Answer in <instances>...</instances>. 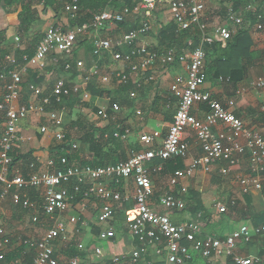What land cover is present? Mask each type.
I'll return each mask as SVG.
<instances>
[{
	"label": "built area",
	"instance_id": "built-area-1",
	"mask_svg": "<svg viewBox=\"0 0 264 264\" xmlns=\"http://www.w3.org/2000/svg\"><path fill=\"white\" fill-rule=\"evenodd\" d=\"M164 1L142 0L135 7L123 5L120 10H103L93 14L87 23L67 30L60 25L49 26L36 45L32 57L28 60L23 58L26 61L23 65L17 64L14 54L20 46L19 37L14 38L12 52L4 57L0 56V207L10 198L13 205L22 210H39V216L31 215L29 222L32 232H36L35 226H39L42 231L36 240L16 237L12 244V239L6 235L0 221V263L5 262L12 245H25L34 250L32 264H60L53 254L54 244L70 240L66 231L67 225L61 221V217L65 215L68 224L76 225L88 203L96 200L100 202L96 223L109 224L114 219L116 206L121 207L128 200L119 190L111 188L110 183L119 185L131 181L132 203L124 212L123 224L136 242V247L127 254L114 255L107 260V264H138L151 248L154 254L162 258L156 264H187L195 255L207 264H217L220 259H229L233 264H264L259 257L240 256L237 253L240 244H247L254 237L259 238L264 245V223L254 228L242 225L226 237L216 238L203 235L200 217L176 224L167 214L150 206L153 196L151 172L158 173L163 168L162 165H149L155 159L162 162L171 159L185 161L188 158L189 145L184 135L188 131L194 134L200 154L191 159L185 169L176 170L170 176V186L175 187L181 180L192 177L197 170L209 173L215 165L219 166L222 176H229L239 168L245 157L248 173L236 177L240 194L249 195L252 191H261L264 183V134L245 126L229 109L231 101L225 106L203 88L206 82L204 45L212 44L215 38L223 43L229 40L243 25V13L255 11L252 0H242L247 3L243 11H234L233 7H227L224 23L216 25L212 30L214 38L207 33L208 28L204 21L205 6L211 0H168V12L178 29L188 30L194 27L200 32L199 46L188 52H180L176 48L158 51L144 41L151 28L153 13ZM78 10L77 0L63 3L62 12L68 21L77 18ZM136 16L141 17L137 27L123 33L119 38H93L91 53L94 57L109 54L111 61L127 65L129 74L135 76L150 71L153 73L157 66H184L185 76H176L169 87L176 99V109L166 135L162 137L158 131L139 135L140 150L133 151L124 161L114 166L95 168L82 167L68 158L77 149V144L69 139V148L66 151L68 157L60 158L63 168L55 169V163L50 159L46 161L44 169H41L39 161L36 160L29 165L26 175L15 168L9 172L10 153L19 142L18 132L24 120L30 116H46L55 141L58 145L64 144L68 134L59 116L65 112L63 99L75 96L84 103L89 99L87 89L91 82L97 80L102 84L111 83V76L104 73L99 64L86 66L83 60L74 59L78 41L91 31L98 33L106 26L116 25ZM262 19V16H258V22L254 26L256 30H263ZM50 56L52 64L61 66L64 73L71 75L69 77L75 73L79 82L73 85L67 78L61 77L55 80L49 91L28 85L30 99L23 103L21 93L24 75L30 70L43 71ZM115 78L117 84L130 81L129 76H125L123 72H117ZM153 79L150 74L146 78L147 81ZM134 84L139 87V83ZM249 86L251 90L264 92V66L261 74ZM129 96L134 98L135 93L130 92ZM53 104L59 110L52 109ZM200 105H204L208 112L204 122L199 121L193 114V110ZM109 110L111 114L101 109L96 115L100 119L108 120L120 112V107L113 104ZM260 112L264 120V103ZM219 124L224 127L223 130L215 129ZM49 130L47 126L40 128L41 133ZM129 134L130 131L124 129L122 135L114 133L113 136L122 139ZM31 191L40 196V202L31 198ZM77 197H82L81 201L74 204ZM230 204L233 206L234 202ZM159 207L163 211H182L186 203L172 193L165 192L159 198ZM217 207L219 214L226 213L225 206L218 204ZM114 235L115 230L110 227L101 231L98 238L108 240ZM182 241L189 243V246L183 245ZM78 248L81 246L78 245ZM93 253L97 258L102 257L101 250L97 248L93 249ZM79 262L76 257L68 260L66 264ZM7 264L21 262L16 260Z\"/></svg>",
	"mask_w": 264,
	"mask_h": 264
},
{
	"label": "crops",
	"instance_id": "crops-1",
	"mask_svg": "<svg viewBox=\"0 0 264 264\" xmlns=\"http://www.w3.org/2000/svg\"><path fill=\"white\" fill-rule=\"evenodd\" d=\"M123 1V3L129 5V7H135L137 4L142 2V0ZM233 2V0H211L206 3L204 21L207 24V33L212 38H214V35L212 34L213 28L216 25L223 24L225 21L226 8L231 6L235 9ZM252 2L254 10L257 8L264 10V0H252ZM166 4H168V0H165L164 3L159 5L154 11L150 31L144 39V41L151 48L160 51L168 45V41L166 42V39L161 37V32L166 25L173 22ZM245 6L246 4L241 3V5L235 10L243 11ZM31 7L36 12L37 20L31 26V32L28 34H37L36 36H39L37 44L41 39L40 37L43 36L46 28L49 26L60 25L64 26L65 30L69 29V21L67 20L66 15L63 14L62 7L59 9L55 7L56 11L51 8L44 9L41 2H36ZM20 9V7H15L11 8L8 12H1L0 10V30L6 31V38L8 40L6 48L8 52L13 49L15 37H19L20 42H23V39L17 33V26L19 24L18 13L20 12ZM111 9L113 8L109 7L105 10ZM140 18L141 17L138 16L129 18L126 20V23L130 27L137 26ZM254 26L255 25L249 28V36L252 41L251 51L254 53L255 58L248 67L247 77L242 82L237 84L235 90L230 88L227 79H220L219 82H216L215 80L213 81V84L210 80H208L205 82L203 88L210 91L212 95L225 106H228L229 101H231L232 105L229 109L243 121L245 126L250 128L252 131L264 134V120L262 113L260 112V107L264 103V92L251 90L249 86L250 82L261 74L264 66V57L262 56L264 53V28L263 30H256ZM39 32L40 34H38ZM123 33H125V29L123 27H117L116 25L106 26L98 33L91 31L83 39H80L82 41L80 42L81 47L76 51V53L74 52L77 59L83 60L86 66L99 64L103 72L110 75L112 78L111 83L109 84H102L97 80H94L89 84L87 89L89 99L87 102L83 103L84 108L82 110L78 109V107L74 105L75 110L73 109V111L75 113L68 125L69 127L65 125L64 113L59 114L64 122V129L67 132V136H69L70 141L77 144V149L73 152L72 156H74L73 160L80 166L82 161H98L100 156L103 160L113 158L123 161L133 151L141 149V145L138 142L139 135L148 134L152 131H158L161 136L164 137L168 131L170 123L172 122V116L176 109V99L169 91V87L176 76H185L184 66L181 64H173L164 68L157 66L152 71L153 73H150L151 71L147 73V76L150 74L154 77L152 81H147V76H143V74L139 76L128 74L129 80L133 83V85L134 83H139L138 88H140L137 91H130L135 93V97L131 98L129 95L120 91L115 78V74L117 72L124 73V64H112L109 54H103L101 57L92 56L91 51L93 38L101 37L115 40ZM214 41L220 42L218 38H215ZM187 43L189 45L190 41ZM76 49L77 45L75 47V50ZM177 50L180 52H188L187 48ZM51 58V56L48 57L47 66L43 71L30 70L26 75H24L21 93V101L23 103L29 101L30 99V91L28 87H25L27 81H36L37 78H41V82L37 86L49 91L55 80L61 77L67 78L68 80L69 76H71L68 73H64L60 68L61 66L56 67L52 64ZM49 66L50 68H48ZM54 69L66 76L59 74L52 75L51 73H53L52 71ZM107 70L109 73H107ZM70 82L73 85L79 82L75 73L72 74ZM77 100H79V98H77ZM77 100L76 98H72L70 103H66L65 105L73 106ZM113 104H118L120 107V112L114 116V118H110L104 122L96 115V113L101 109L107 112L110 111L109 109ZM53 109L59 110L58 107ZM207 113L206 107L196 108L193 110L194 116L201 122L206 120ZM42 126H47L50 130L46 133H41L40 128ZM106 127H116L115 133L123 130L122 134L124 133V129H128L130 134L125 138L119 139V142H116L113 145L102 142L99 144L100 148H98L96 144L93 145V141L98 140V137ZM69 128L71 129L69 130ZM215 129L223 130L224 127L219 124L215 127ZM105 131H107V128ZM85 135H88L90 138H87V141L84 143L83 138ZM18 136L19 142L15 147L17 152L19 154L31 153L34 160L39 161L41 169H44L46 161L50 160L51 152L59 146L53 137V131L46 116L28 117L21 123ZM184 139L189 145V151L188 158L185 161H182V169L180 170L185 169L189 161L200 154V147L192 132H186ZM164 163L165 162L155 159L149 167H152L153 165H162L163 168ZM247 173V157H245L242 161L239 168L231 172L229 176H222L219 173V166L215 165L209 173H204L200 170L195 171L192 177L181 180L175 187L169 185L171 174H165L163 170L158 173L151 172L153 196L150 200V206L167 214L175 223L191 220V214L184 211L185 209L182 211H163L159 207V198L165 192H170L175 197L192 206V209H195L197 206L203 207V209L195 215L196 219H194L197 220L198 217H200L201 220V211L204 210V212H206V217L201 220L203 235L224 238L242 225L254 227L258 214L264 209V189L261 191H252L249 195H242L239 192L236 177ZM118 188L121 189L120 192L123 193L125 197H128V200L123 204H127L129 208L132 203V182H123L122 187ZM247 196L250 197L249 206L247 205L245 199ZM37 198H39L37 201L40 202V196L38 194ZM232 201L234 202L233 206L230 204ZM96 203V210L98 213L100 202ZM218 204L226 207V213H218ZM122 206L118 207L117 205L116 212L117 210H121ZM76 208L77 207L74 208L75 211ZM21 211L22 209H18V207L13 205L10 198H7L4 204L0 207V221L3 223L6 235L12 239V244H14L16 236L18 235L16 234L17 231L20 230L22 231L19 234L22 236L26 235L29 238L34 237V234L28 225L30 218H28L27 223L23 227L21 226L24 215H27ZM85 214L86 211L82 214V216H85ZM61 221L67 225L66 231L70 240L63 243L66 245L63 250L64 254L62 253L64 256L58 253L56 249L57 243L54 244L53 254L58 259L61 257L68 259L65 255V250L70 245L71 241L74 242L76 247H78V245L81 246V248L78 249L83 254L85 244L81 243L82 235L91 231L94 235L93 237H90L92 245L89 248V252H91L92 255L88 256L91 264L98 262L101 264H107V260L114 255L127 254L136 247V242L131 238L129 232H126L128 231L126 226L122 224L124 218L119 230H117V224L116 226L113 224L116 229L115 235L108 240H100L98 238L99 233L108 228H106L107 224L98 225L96 223V218L90 222L84 221L79 230L75 228L76 225L68 224L65 215L61 217ZM9 222L10 224L8 225ZM80 235L81 238L79 237ZM76 239H78V241ZM98 242H102V244H98ZM17 247L19 246L12 245L9 252L11 253L15 251ZM94 248L101 250V258H97L95 256L93 253ZM237 253L240 256H249L253 258L259 257L264 261V245L257 237L252 238L247 244H240L237 249ZM161 259L162 258L160 256L154 254L153 249L151 248L147 250V254L144 256V259L138 264H156ZM20 262L21 264H27L26 259L20 260ZM0 264H7V262ZM125 264L130 263L126 262ZM187 264H206V262L195 255L194 258ZM217 264L233 263L229 259H220Z\"/></svg>",
	"mask_w": 264,
	"mask_h": 264
},
{
	"label": "trees",
	"instance_id": "trees-1",
	"mask_svg": "<svg viewBox=\"0 0 264 264\" xmlns=\"http://www.w3.org/2000/svg\"><path fill=\"white\" fill-rule=\"evenodd\" d=\"M0 1L3 4V8L5 10L7 9L6 12H8L11 8H15V7L21 8L20 12L18 13L19 24L17 28L21 32H23V31H26L30 27V25L35 23V21L37 20L36 12L31 7L33 4H35L36 2H41L44 9L51 8L52 10L53 9L55 10V7L59 9L63 6L64 2L71 1V0H0ZM233 1H234L233 5L235 9H237L241 5V3L247 4L245 1H242V0H233ZM123 2H124L123 0H120V1L77 0V6L79 9L78 16L75 20L69 21L68 28H72L76 25H82L84 23H87L92 18L93 14L99 13L109 7H112L113 8L112 10H120L123 5H127ZM235 9L234 11H237ZM258 16H262L263 17L262 22H264V10H262L261 8L259 9L257 8L255 11L244 12L243 13V21H244L243 25L237 30V32L234 35H232V37L229 40L225 41L224 43L214 41L210 45L208 44L204 45L203 48L206 54V59H205L206 60V65H205L206 81L210 80L213 84L214 83L213 81L215 80L216 82L217 81L219 82L220 79H227L228 84L230 85V88L232 90H235L237 84L239 82H242L247 77L248 67L250 66L251 62L255 58L254 53H252L251 51L252 41L249 36V28H251L253 25H255L258 22ZM116 26L123 27L125 29V32L137 27V26H134V27L128 26L126 21L122 23H118L116 24ZM161 37L166 39V42L168 41V45L162 51H167L175 47L176 49H179V50L187 48L188 51H193V49L199 46L201 35L197 28L193 27L188 30H179L177 25L174 22H170L168 25H166L163 28V31L161 32ZM7 41L8 40L6 38V31L0 30V56L1 57H4L8 53H10L7 51V48H6ZM188 41H190L189 45L187 43ZM33 43L34 42H32L31 44H26V46H24L22 42H20L19 48L15 50V57L17 60L16 62L18 65L25 64L26 61L23 60L24 57L26 58V60L32 57L34 53V49L37 45V43L35 44ZM262 56L264 57V53L262 54ZM111 63L115 64L116 62L112 61ZM124 66H125L124 75L128 76L130 72L129 67L127 65H124ZM143 76H147V73L143 74ZM40 82H41V78H37L36 81H27V83L25 84V87L27 88L28 85L30 84L37 86L39 85ZM118 87L120 88V91L122 93H125L127 95H129L130 91H137L140 89L136 87L135 84L133 85L131 81H128L126 84H118ZM72 98L74 99L76 97L74 96L68 99H63V104L65 105L66 103H70ZM53 105L54 106H51L52 109L57 107V105L55 104ZM202 107H205V106L204 105L199 106V108H202ZM108 114H111L110 111H108ZM102 120L104 122L107 121L106 119H102ZM106 128H107V131H105ZM106 128L100 134V136L98 137V140H94L95 142L93 141V145L96 144L98 148H100L99 144L102 142H106L107 144H112V145L115 144L116 142H119V139L113 136V134L115 133L116 127L115 128L106 127ZM122 132L123 130L118 132L119 135H121ZM87 138H90V137L88 135H85L83 138L84 143L87 141ZM69 139H70L69 136H67L64 144L57 146L55 150L51 152L50 154V159L53 160L55 163V169L63 168L60 165V158L63 156L68 157V155L66 154V151L69 148V144H68ZM10 157H11V164L9 166V172H11L13 168H15V169H20L22 171V174L26 175V173L29 172V169H28L29 165L35 162L34 158L31 156V153L19 154L15 148L10 153ZM68 158L73 160L74 156L71 155ZM119 162L121 161L117 159H113V158L103 160L100 156L98 158V161H92V162L82 161L81 166L82 167L89 166L91 168L105 167V166H114ZM163 165H164L163 172L165 174L172 175L176 170L182 169V161L180 159H171L165 162ZM122 185L123 183H120L119 185L110 183L111 188L117 189L119 191L121 189H119L118 187H122ZM262 189H264V185ZM29 194L33 200H38L36 192L31 191ZM81 198L82 197H77L74 201V204L77 202H80ZM245 199H246L247 205L249 206L250 197L247 196ZM126 209H128L127 204H123L122 209L117 210V212L114 213L113 224H115V226L117 224L116 226L117 230H119L121 227V223L124 218V212ZM201 209H203L202 206H197L195 207V209H192V206H190L189 204H186L184 211L189 212L192 217L191 220H194L196 219L195 215L198 214ZM21 212H24V214H27L29 216L33 214L39 216V210L32 211L29 209V210H22ZM201 214H202L201 220H203L204 217H206V212L202 210ZM263 223H264V209L258 214L257 220L254 223V227L259 226ZM182 244L187 247L189 246V243H187L186 241H182ZM65 255L68 259H72L76 257H81L83 254L81 251H79L78 247L74 245V242L71 241L70 245L65 250ZM33 257H34V250L32 248H29V246L22 245L18 247L15 251L11 253L9 252L6 255L5 262L10 263L12 261L26 259L27 264H32Z\"/></svg>",
	"mask_w": 264,
	"mask_h": 264
},
{
	"label": "rangeland",
	"instance_id": "rangeland-1",
	"mask_svg": "<svg viewBox=\"0 0 264 264\" xmlns=\"http://www.w3.org/2000/svg\"><path fill=\"white\" fill-rule=\"evenodd\" d=\"M0 10H1V12H5L6 10L3 8V4H2V2L0 1ZM4 10V11H3ZM33 25V24H32ZM32 25H30V27L26 30V31H23V32H21L18 28H17V33L21 36V38L23 39L22 41V44L24 45V46H26V44H31L32 42H34L33 44H35V43H37V39L39 38V36H36L35 34H32V35H29L28 33H30L31 32V26ZM38 34H40V32L38 33ZM35 36H36V38H35ZM25 37V38H24ZM80 42H82L81 40H79V42H78V44H77V49L75 50V53H76V51L81 47V43ZM86 51V50H85ZM9 52H12V50H9ZM74 59H77V57H76V54L74 55ZM113 66V65H112ZM48 68H50V66L48 67ZM53 73H51L52 75H56V74H59V75H63V74H61L60 72H58V71H56L55 69L52 71ZM107 73H109L108 72V70H107ZM63 76H66V75H63ZM68 81L70 82L71 81V77H69L68 78ZM76 102V101H75ZM76 107H78V109H80V110H82L84 107H83V103L82 102H79V100H77V102L75 103V104H73V106L72 105H64L65 106V112H64V119H65V125L67 126V127H69L68 125H69V123H70V121H71V119H72V117H74L73 116V114L75 113L74 111H73V109L75 110V106ZM74 107V108H73ZM75 123V122H74ZM71 128H69V130H70ZM98 202V201H97ZM96 206H97V203H96V200H91L89 203H88V207H87V209H86V214H85V216H81L80 217V221L78 222V224H76V226H75V228L76 229H80V227H81V224L82 223H84V221L86 222V221H88V222H90V221H92L93 219H95L96 218V216H97V210H96ZM28 218H30V216L29 215H24V217H23V221H22V224H21V226L23 227L26 223H27V221H28ZM29 221H30V219H29ZM113 221H114V219H113ZM113 221L112 222H110L109 224H107L106 225V228H110V227H113L114 228V230L116 231V229H115V226L113 225ZM10 224V222L8 223V225ZM29 226H31V224H30V222H29V224H28ZM35 228V230H36V232H32L33 234H34V237H28V236H26V235H21V234H19V233H21V231L22 230H20V231H17V233L16 234H18L16 237H23V238H29V239H32V240H36V238H38V236L41 234V228L39 227V226H35L34 227ZM27 229V228H26ZM82 231V230H81ZM126 232H128V231H126ZM127 234V233H126ZM94 235H93V232L91 231V232H89V233H84L83 235H82V238H81V235L79 236L80 238H81V243H84L85 245H84V250H83V255L81 256V257H79V261H80V263L79 264H91V262L89 261V258H88V256H91L92 254H91V252H89L90 250H89V248H90V246L92 245V242L90 241V237H93ZM79 238V239H80ZM77 241H78V239H76ZM56 244V243H55ZM98 244H102V242H98ZM101 246V245H100ZM65 247H66V245H64L63 243H57L56 244V249H57V251H58V253H60L62 256H64L63 254H64V252H63V250L65 249ZM18 248V247H17ZM63 253V254H62ZM69 259H64V258H59V262H60V264H66L67 263V261H68ZM93 264H101L100 262H98V263H93Z\"/></svg>",
	"mask_w": 264,
	"mask_h": 264
}]
</instances>
